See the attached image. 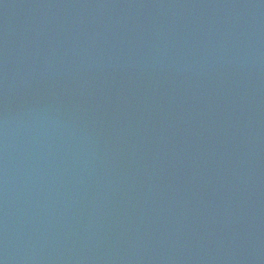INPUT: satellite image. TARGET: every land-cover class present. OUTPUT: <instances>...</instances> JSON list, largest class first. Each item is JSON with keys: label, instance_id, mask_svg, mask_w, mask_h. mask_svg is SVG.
<instances>
[{"label": "water", "instance_id": "water-1", "mask_svg": "<svg viewBox=\"0 0 264 264\" xmlns=\"http://www.w3.org/2000/svg\"><path fill=\"white\" fill-rule=\"evenodd\" d=\"M0 264H264V0H0Z\"/></svg>", "mask_w": 264, "mask_h": 264}]
</instances>
